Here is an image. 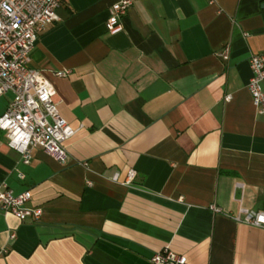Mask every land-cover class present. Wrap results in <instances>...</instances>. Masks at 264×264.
<instances>
[{
	"label": "crops",
	"instance_id": "crops-1",
	"mask_svg": "<svg viewBox=\"0 0 264 264\" xmlns=\"http://www.w3.org/2000/svg\"><path fill=\"white\" fill-rule=\"evenodd\" d=\"M116 1L60 0L29 54L77 132L64 162L34 148L25 164L0 131V181L40 209L0 211V264H152L165 247L186 264H264V227L234 218L264 210L247 89L264 0H130L111 33Z\"/></svg>",
	"mask_w": 264,
	"mask_h": 264
},
{
	"label": "built area",
	"instance_id": "built-area-1",
	"mask_svg": "<svg viewBox=\"0 0 264 264\" xmlns=\"http://www.w3.org/2000/svg\"><path fill=\"white\" fill-rule=\"evenodd\" d=\"M60 0H0V96L12 92L13 98L0 114V131L7 145L19 153L28 164L34 148H40L54 159L64 162L67 157L64 143L77 129L71 127L60 115L58 103L53 100L55 90L41 73L28 67L29 54L37 36L43 29L58 21ZM130 0H117L111 6L107 19L109 32L121 29L119 19L130 6ZM223 61L229 57L228 48L218 54ZM251 77L247 89L258 115L264 116V53H253L248 58ZM69 70L56 71L65 77ZM229 96L226 97L228 99ZM129 175H133L130 171ZM28 190L15 193L0 181V211L9 212L23 221L38 219L40 209L30 207ZM215 212L217 207L211 205ZM244 214L237 221L264 227V210L239 209ZM10 237H14L11 234ZM152 264H186V258L165 247L150 257Z\"/></svg>",
	"mask_w": 264,
	"mask_h": 264
}]
</instances>
